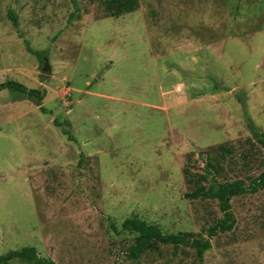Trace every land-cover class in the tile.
Segmentation results:
<instances>
[{
  "label": "rangeland",
  "instance_id": "1",
  "mask_svg": "<svg viewBox=\"0 0 264 264\" xmlns=\"http://www.w3.org/2000/svg\"><path fill=\"white\" fill-rule=\"evenodd\" d=\"M102 1L0 0V84L44 93L41 112L0 90V255L33 247L56 264H264L262 190L230 200L232 229L200 259L155 245L130 260L136 234L120 229L135 217L206 239L217 202L186 195L264 170L245 122L264 135V0H138L117 17Z\"/></svg>",
  "mask_w": 264,
  "mask_h": 264
},
{
  "label": "trees",
  "instance_id": "2",
  "mask_svg": "<svg viewBox=\"0 0 264 264\" xmlns=\"http://www.w3.org/2000/svg\"><path fill=\"white\" fill-rule=\"evenodd\" d=\"M102 7L103 12L107 16L117 17L123 13H131L135 11L138 7V0H103ZM75 11H77L76 8ZM7 17L13 28L17 29V19L14 13L12 11H8ZM75 17L77 16L74 12L69 15L68 21H71ZM20 38L22 37L20 36ZM22 40L26 52L34 56L36 59L41 60V58L45 55V52L31 50L28 43L24 39ZM1 89H10L24 94L26 97L34 100L38 109L41 112H44V109L40 104L44 96L43 92L35 89H27L24 86L11 81L0 84V90ZM245 122L253 141L264 148V135L257 130L246 114ZM53 124L59 126L55 120H53ZM62 133L66 135L68 140H72L68 132L62 130ZM219 149L226 150L222 147ZM260 190L264 191V170L248 183H245L241 179L221 183L212 180V182L207 187L199 186L191 194L186 195L187 198L193 200L210 199L217 202L222 217L217 223L210 226L206 230V239H196L192 234L188 233H162L158 227L147 224L146 222L138 220L135 217L124 219L120 224V229L123 231L129 230L136 234L133 243L127 248V258L130 260H135L143 252L149 250L155 245H167L171 246L173 250H176L179 247L191 248L194 250L197 258L200 259L202 254L210 249L209 239L211 237L217 235L218 233H224L232 229L235 220L230 209V200L233 197H237L246 193L253 194ZM111 229L114 232H117L113 225H111ZM12 260H19L27 264H56L50 259L39 257L33 247H23L19 250L8 251L7 253L0 255V264H7Z\"/></svg>",
  "mask_w": 264,
  "mask_h": 264
},
{
  "label": "water",
  "instance_id": "3",
  "mask_svg": "<svg viewBox=\"0 0 264 264\" xmlns=\"http://www.w3.org/2000/svg\"><path fill=\"white\" fill-rule=\"evenodd\" d=\"M45 61V60H44ZM45 65V68H46V70H40V72L42 73V74H44V75H49L50 74V70H49V68H48V65H47V63H45L44 64Z\"/></svg>",
  "mask_w": 264,
  "mask_h": 264
}]
</instances>
